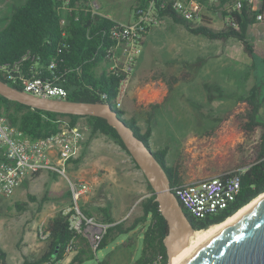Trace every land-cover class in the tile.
<instances>
[{"label":"trees","instance_id":"trees-1","mask_svg":"<svg viewBox=\"0 0 264 264\" xmlns=\"http://www.w3.org/2000/svg\"><path fill=\"white\" fill-rule=\"evenodd\" d=\"M65 1L26 0L13 13L8 26L0 30V79L23 90L22 81L19 78L13 82L4 75L5 70L17 68L15 75L19 74L22 79L40 77L63 86L68 91L67 100L109 103L118 117L134 131L135 135L146 145H149L153 131L152 123L142 132L135 119H126L125 112L120 108H115L112 103L117 100L121 78L108 70L106 50L117 44L118 40L114 33L120 28V24L94 13L87 6L88 0H69L67 10L64 12ZM198 1L204 4L206 11L222 20L228 18L229 22L224 24L221 29L215 30L207 25H194L183 20L170 5L159 9L158 13L161 17L171 18L174 23L183 25L192 34L202 35L210 40L224 43L235 39L242 44L244 52L251 59L245 79L252 78L253 86L247 93L240 94L235 98L237 104H245L248 109L245 115L246 122L241 126V129L249 133L261 128L262 135L261 142L253 148L252 155L241 159L234 166V168L242 170L240 171L242 191L234 203L217 215L208 216L205 219H197L183 208L195 231L205 230L212 225L224 222L264 193V120L260 118L264 104V52L257 50L249 39V29L259 22L258 16L264 15V9H253L246 0H220L215 5L209 4L205 0ZM238 1H241L242 6L236 9ZM149 2L150 0H137L136 6L132 9L134 18L136 10L139 7L146 8ZM204 19V21H208V17H204ZM150 30L149 28L142 34L144 37L141 41L142 46ZM176 80L174 77L172 81H169L170 89ZM155 108L157 105L151 106V109ZM230 114L225 118H228ZM0 116L5 117L11 126L17 128L32 141L57 133L60 131V124L63 121H67L72 126L82 122L90 128L87 144L95 137L105 136L131 157L117 130L107 120L100 117L66 115L38 110L10 101L1 95ZM211 134H213L212 131L206 132V135ZM168 151L169 147L153 152L165 168L171 188L187 184L181 160L168 165ZM132 161L140 169L133 158ZM229 168H233V166ZM39 175L40 173L33 177ZM147 186L150 195L140 203L141 214L130 226L125 222L111 225L107 229L99 249L106 248L119 236L128 235L140 227L144 229L142 251L134 264H167L165 239L169 231L168 224L160 212L159 204L155 200L156 196L148 181ZM29 198L35 200L33 196H29ZM26 205L24 203L18 208L22 210ZM86 215L92 217L90 213ZM45 228L50 232V237L45 241L46 246L43 254L34 262L26 259L22 264H55L64 260L66 247L72 239L77 240L78 252L69 264H84L93 258L94 253L88 242L83 237L76 236L69 229L68 216L64 215L62 211L50 219ZM0 264H9L8 254L1 245ZM99 264L110 263L103 261Z\"/></svg>","mask_w":264,"mask_h":264},{"label":"rangeland","instance_id":"rangeland-1","mask_svg":"<svg viewBox=\"0 0 264 264\" xmlns=\"http://www.w3.org/2000/svg\"><path fill=\"white\" fill-rule=\"evenodd\" d=\"M135 1L93 0L100 5V8L94 6L96 11L109 13L122 22L133 20L131 6ZM25 2L0 0V30L8 26L13 13ZM209 21L212 29L218 30L224 26L218 18ZM252 33L249 31V39L257 50L264 52V33L261 36L256 32L255 37ZM255 39L260 44H256ZM186 63H190V66ZM250 65L251 59L239 41L230 39L224 43L192 34L171 18H166L161 26L152 28L145 39L133 76L152 78L164 75L167 81H172L174 77L177 79L172 83L173 90L165 103L155 110L151 144L153 147H169L168 163L181 160L187 184L238 170L234 166L241 159L251 156L253 148L261 142V128L249 133L241 129L246 122L248 109L245 104H237L235 100L236 96L247 93L253 86L252 78L245 79ZM188 76L191 79H187ZM112 103L119 109L116 100ZM120 109H123V103ZM228 114L229 117L225 118ZM260 118L264 120V104ZM139 119L148 124L146 116ZM208 131L213 134L206 135ZM98 137V142L96 138L94 144L105 138ZM108 143L120 148L131 162L132 158L120 146L113 141ZM87 153V158H91L93 150ZM74 168L76 170L77 167ZM134 168H137L135 164ZM68 175L71 177L73 173L68 171ZM142 176L145 184L143 173ZM41 180L34 186L29 180L20 185L21 191L31 189L30 192L24 191L21 194L18 188L12 197L0 198V245L8 254L9 264H22L26 259L34 262L44 252L38 230L45 227L50 216L60 209L57 200L45 191L47 187H58L63 191L67 180L61 177L59 184L45 177ZM124 181L121 187L109 189V194L104 198V206L111 204L110 196L115 201H130L134 198L133 189L130 191L132 184L129 180ZM42 183H48L47 187ZM45 194L49 200L44 201ZM63 194V199L67 200L66 193ZM29 196L35 197V200ZM24 203L27 205L20 210L18 206ZM80 206L85 213L81 203ZM139 213L140 208L137 206L131 218ZM143 231L140 229L134 234L119 236L106 248L93 252V258L84 264H99L103 261L110 264H134L141 255Z\"/></svg>","mask_w":264,"mask_h":264},{"label":"built area","instance_id":"built-area-1","mask_svg":"<svg viewBox=\"0 0 264 264\" xmlns=\"http://www.w3.org/2000/svg\"><path fill=\"white\" fill-rule=\"evenodd\" d=\"M205 1L215 5L220 0ZM246 1L253 9H257V0ZM68 4L69 0H66L64 12ZM168 5L187 22L194 25H201L203 22L205 6L198 0H150L146 8L139 7L136 10L132 23L120 24V28L114 33L118 40L117 44L106 50L108 70L121 78L116 100L119 108L125 99L135 64L141 53V41L144 39L142 34L149 28L163 24L165 17H161L158 10ZM241 6V1H238L236 9ZM258 21H264V15H259ZM228 22L229 19L226 18L225 24ZM15 72L17 68L5 70L4 75L13 82L19 78L24 92L39 98L67 100L68 91L63 86L40 77L22 79L19 74L15 75ZM89 132L90 128L87 124L80 122L72 126L63 121L57 133L32 141L11 126L5 117L0 116V198L12 197L24 180L45 171L67 178L72 205L63 214L68 216L69 229L76 236L83 237L96 253L110 225L98 222L83 212L80 200L90 191V186L82 181L70 180L66 171L67 163L80 156ZM240 171L242 170L229 171L194 183L177 185L171 190L182 207L192 216L205 219L226 210L236 201L242 191ZM38 237L45 242L50 237V232L45 227H41L38 230ZM76 243V239L68 243L66 256L77 252Z\"/></svg>","mask_w":264,"mask_h":264},{"label":"water","instance_id":"water-1","mask_svg":"<svg viewBox=\"0 0 264 264\" xmlns=\"http://www.w3.org/2000/svg\"><path fill=\"white\" fill-rule=\"evenodd\" d=\"M0 95L25 106L52 113L100 117L114 127L126 149L151 185L160 212L168 224L165 239L168 263L188 245L195 229L171 190L165 168L150 145L118 117L109 103L45 99L19 90L0 79ZM263 194V193H262ZM180 264H264V200L229 225Z\"/></svg>","mask_w":264,"mask_h":264},{"label":"crops","instance_id":"crops-1","mask_svg":"<svg viewBox=\"0 0 264 264\" xmlns=\"http://www.w3.org/2000/svg\"><path fill=\"white\" fill-rule=\"evenodd\" d=\"M136 1L135 4L131 6L132 15H133L132 9L137 4ZM81 3L83 2L81 1ZM87 6L90 7L94 13L107 17L118 24H130L134 21V15L132 21L122 22L111 17V14L109 13L102 14L96 11L94 6L100 8V5L93 2V0H88ZM257 9H264V0H257ZM204 17H208V21L211 18H218L216 15L206 10L204 11L203 19ZM218 19L223 25L225 24L226 19L224 20L220 18ZM210 22L211 21L207 23L204 21L203 24L201 25H207L210 27L211 26ZM262 29H264V21L262 22L259 21L258 23L254 24L249 29V31L251 32L253 31L252 33L253 37H255L256 32H258L262 36V34L264 33L261 32ZM254 42L256 44L258 43L260 44V42H258V40L256 39L254 40ZM144 45L145 42L143 46ZM229 57L232 60L234 59L233 57L231 58V56ZM233 61H237V60L234 59ZM187 66H190V63H188ZM187 79H191V77L188 76ZM168 83L169 81H167L164 75L152 76V78H148L145 75L139 77L137 76L134 77L132 75L125 99L123 101L122 110L125 112L124 117L128 120L135 119L142 132H144L151 123H152V128L154 130L153 116L155 110L160 108L165 103L167 97H169L170 95V92L173 90V85L172 88L170 89ZM152 105H157V108H155L154 110L151 109ZM141 116H146L148 118V124L140 121L139 118ZM150 118H151V122H150ZM89 135L90 133L86 135V139L83 143L80 156L77 159L67 163L66 165L67 177L70 180H78L85 182L90 186V191L85 195H83L80 200L82 207L85 209V214L90 213L92 214V217L98 222L106 223L110 226L120 222H125L128 226H130L133 224L135 218L141 214V209H140V213L137 216H134V218H131V215L133 214L137 206H139L140 208L141 201L150 195L147 186V180L146 183L144 184L142 172L139 169L134 168L133 161L131 160L130 162L120 148L108 143L111 140H108L107 137L103 136L105 138H103L101 142L94 144V141L97 140L98 142L99 140L98 139L99 137H95L87 144ZM152 135H153V131H152ZM152 135L149 139V145L152 148V150L157 151L164 149V148L152 146L151 144ZM90 149L93 150L92 157L87 158V154H88L87 152ZM167 157H168V153H167ZM77 161L78 163H75ZM168 165H172V164L168 163ZM74 167H77L76 170ZM68 171L73 173L71 177L68 175ZM42 177H45L46 179L51 181H55L56 184H59L60 183L59 178H61L62 176L58 175L57 173L45 171L40 173L38 177H29L26 180H29L31 183H33L34 186L37 182L39 183ZM125 179L129 180L130 183L132 184L130 187V191L131 189H133L132 193H134V198L130 201H126L125 199L120 201H115L113 197L110 196L109 200L111 201V204L108 207L104 206L103 205L104 198L106 195L109 194L108 193L109 189L112 188L117 189V187H121L122 183H125L124 181ZM66 180H67V184L64 186L63 191H61L58 187L48 188L47 187L48 183H42L47 187V190L45 192L50 194V196H53L57 200L56 204L58 205V207H60L59 211L52 217L50 216L48 221L53 217H55L59 212L62 211L64 213V211H66L72 205V199L69 190V181L67 178ZM30 190L31 189L21 191V188H19L17 191L18 192L21 191V194H23L24 191L30 192ZM64 192L68 197L67 200L63 199ZM43 199L44 201L49 200L48 195L45 194ZM140 229L141 228L139 227L129 234H134L137 231H140ZM43 244L45 249L46 243L43 242ZM77 252L69 256H65L64 260L56 263L69 264V262L77 254Z\"/></svg>","mask_w":264,"mask_h":264},{"label":"bare ground","instance_id":"bare-ground-1","mask_svg":"<svg viewBox=\"0 0 264 264\" xmlns=\"http://www.w3.org/2000/svg\"><path fill=\"white\" fill-rule=\"evenodd\" d=\"M263 200L264 193L252 200L250 203L241 208L238 212L226 219L224 222L212 225L205 230L193 232L190 237L189 245L179 255H177L172 264H180L191 253L203 247L209 241V239L213 238L216 234L221 232L227 225H229L245 213L249 212Z\"/></svg>","mask_w":264,"mask_h":264}]
</instances>
